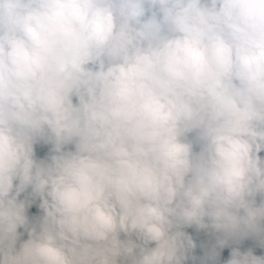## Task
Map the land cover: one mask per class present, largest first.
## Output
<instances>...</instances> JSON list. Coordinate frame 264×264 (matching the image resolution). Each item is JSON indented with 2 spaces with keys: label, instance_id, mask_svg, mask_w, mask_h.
<instances>
[{
  "label": "clouds",
  "instance_id": "obj_1",
  "mask_svg": "<svg viewBox=\"0 0 264 264\" xmlns=\"http://www.w3.org/2000/svg\"><path fill=\"white\" fill-rule=\"evenodd\" d=\"M0 264H264V0H0Z\"/></svg>",
  "mask_w": 264,
  "mask_h": 264
}]
</instances>
